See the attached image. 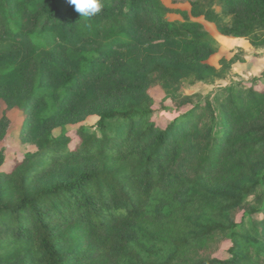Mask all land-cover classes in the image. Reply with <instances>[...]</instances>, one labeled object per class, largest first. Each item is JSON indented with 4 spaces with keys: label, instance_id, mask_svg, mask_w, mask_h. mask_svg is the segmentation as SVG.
I'll return each mask as SVG.
<instances>
[{
    "label": "trees",
    "instance_id": "obj_1",
    "mask_svg": "<svg viewBox=\"0 0 264 264\" xmlns=\"http://www.w3.org/2000/svg\"><path fill=\"white\" fill-rule=\"evenodd\" d=\"M202 1L232 16L223 34L264 29V0ZM102 4L114 35L87 50L77 42L91 19L67 0H0V78L11 86L0 101L34 131L8 169L0 148V264H264V77L214 101L170 93V106L156 108L146 85L174 88L184 71L204 80L213 46L156 0ZM140 14L144 31L193 51L151 66L135 92L96 107L88 127L85 96L109 87L111 47ZM167 108L174 116L164 121ZM7 128L1 118L0 141Z\"/></svg>",
    "mask_w": 264,
    "mask_h": 264
},
{
    "label": "rangeland",
    "instance_id": "obj_2",
    "mask_svg": "<svg viewBox=\"0 0 264 264\" xmlns=\"http://www.w3.org/2000/svg\"><path fill=\"white\" fill-rule=\"evenodd\" d=\"M194 1L195 3H192ZM156 2L160 7L159 11L168 20L198 23L204 32V38L213 46L212 51L204 52L202 58V62L212 69L210 74L205 75L204 80L199 79L193 72L184 71L179 75V83L174 88H162L158 84L146 85L148 86L147 92L154 99L156 108H159L161 100L170 106L167 98V94L170 93L194 96V99L209 96L214 101L220 90L230 84L253 75L264 77V29L254 27L247 36L223 34L219 31V27L228 26L232 16L220 5L209 8L202 0H156ZM104 12V7H102L99 14L90 17L92 22L89 27L90 32L78 40L77 49L85 47L90 50V48L109 41L114 35V31L106 27L104 29L101 25L104 22L102 19L106 16ZM135 21L128 28L121 30L117 43L111 47L110 60L114 58L116 62L104 73L109 87L104 89L95 85V88H92L94 91L91 99L88 100L89 96H85L83 123L88 127H92L97 119L96 114L93 113L96 107L115 102L135 92V86L141 82L142 74L151 66L173 63L177 57L193 51L182 42L173 46L144 31L142 26L145 23V16L143 14L138 15ZM66 57L69 58L62 63L59 62L61 66L73 64L71 59L76 58L77 53L72 51V54L67 53ZM106 60L102 62V65H108ZM53 73L54 69L51 70L50 77ZM91 84L89 86L88 83H84L82 86L90 88L93 87ZM0 92L6 96L11 93V86L5 77L0 78ZM160 113L164 121L174 116L172 108L160 110ZM1 118H5L8 123L7 132L0 141V148L4 149L7 156L5 168L8 169L15 154L24 150L21 139L32 135L34 131L30 124L25 123L20 110L12 103L0 101V120Z\"/></svg>",
    "mask_w": 264,
    "mask_h": 264
},
{
    "label": "clouds",
    "instance_id": "obj_3",
    "mask_svg": "<svg viewBox=\"0 0 264 264\" xmlns=\"http://www.w3.org/2000/svg\"><path fill=\"white\" fill-rule=\"evenodd\" d=\"M67 3L73 7V11L80 17H93L102 10V0H67Z\"/></svg>",
    "mask_w": 264,
    "mask_h": 264
}]
</instances>
